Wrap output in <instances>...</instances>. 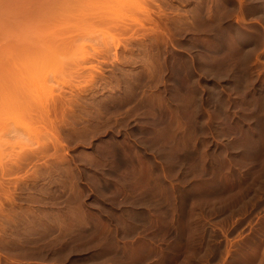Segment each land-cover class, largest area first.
<instances>
[{"label":"rangeland","instance_id":"obj_1","mask_svg":"<svg viewBox=\"0 0 264 264\" xmlns=\"http://www.w3.org/2000/svg\"><path fill=\"white\" fill-rule=\"evenodd\" d=\"M4 1L0 264H264V0Z\"/></svg>","mask_w":264,"mask_h":264},{"label":"bare ground","instance_id":"obj_2","mask_svg":"<svg viewBox=\"0 0 264 264\" xmlns=\"http://www.w3.org/2000/svg\"><path fill=\"white\" fill-rule=\"evenodd\" d=\"M5 1H6V0H5ZM5 1H4V2H5ZM8 1H10V0H7L6 2H8ZM40 1H41V0H40ZM44 1L46 2V0H44ZM44 1L40 2V4H41V3L43 4V5L41 4V5H42L41 8L44 6L45 9H44V8H43V9L46 11V5H47V6L51 9L50 5H52V3H51L50 1H49V2L47 1V3L44 5ZM51 1L54 2V0H51ZM57 1H58V2H57ZM59 1H62V2H59ZM66 1H67V2H66ZM74 1H75V0H74ZM6 2H5L4 4H6ZM27 2H28V1H27ZM55 2H56L58 5H60V6H62V5H63V6H67V5H64V4H67V3L69 2V0H65V1H63V0H55ZM63 2H64V3H63ZM65 2H66V3H65ZM71 2H72V1H71ZM71 2H69V3H71ZM13 3H14V2H13ZM32 3H33V2H32ZM48 3H49V4H48ZM56 3H53V5L56 6ZM69 3H68V4H69ZM74 3H75V2H74ZM9 4H10V3H9ZM23 4H24V3H23ZM30 4H31V3H30ZM33 4H34V3H33ZM61 4H62V5H61ZM76 4H78V2H77ZM7 5H8V4H7ZM14 5H15V4H14ZM53 5H52V7H54ZM73 5H74V4H73ZM11 6H12V5H11ZM20 6H21V5H20ZM22 6H23V5H22ZM24 6H25V5H24ZM30 6H31V5H30ZM32 6H33V5H32ZM38 6H39V4H38ZM77 6H78V5H77ZM7 7H8V6H7ZM26 7H27V6H26ZM67 7H68V6H67ZM69 7H70V5H69ZM71 7H72V3H71ZM75 7H76V6H75ZM0 8H1V7H0ZM10 8H11V7H10ZM10 8H9V9H10ZM20 8H21V7H20ZM49 8H47V10H48ZM54 8H55V7H54ZM58 8H59V6H58ZM65 8H66V7H65ZM72 8H74V7H72ZM6 9H8V8H6ZM28 9H29V7H28ZM32 9H33V8H31V10H32ZM50 9H49V10H50ZM52 9H53V8H52ZM62 9H63V8H62ZM67 9H68V8H67ZM67 9H65V10H67ZM3 10H4V9H3ZM11 10H12V9H11ZM17 10H18V9H17ZM17 10H16V8H15L14 11H17ZM31 10H29L30 12L27 11V13H30V16L28 15L27 17H28V18L30 17L31 19H32L33 17H35V15H36V16H40L42 13H44V10H42V13H41V10H40V14H39V10H38V14H39V15H38L37 12H36V10H35L34 16L31 17V16H32L31 13H33V11H31ZM53 10H54V9H53ZM59 10H60V8H59ZM59 10H58V11H59ZM1 11H2V10H0V13H1ZM4 11H5V10H4ZM4 11H3V12H4ZM21 11H22V10H21ZM23 11H24V10H23ZM58 11H57L56 13H62V12H63V11H62V12H58ZM68 11H69V9H68ZM71 11H72V10H71ZM3 12H2V13H3ZM12 12H13V11H12ZM17 12H18V11H17ZM24 12H25V11H24ZM50 12H52V10H51ZM64 12H65V11H64ZM15 13H16V12H15ZM20 13H22V12H20ZM27 13H26V14H27ZM46 13H47V11H46ZM48 13H49V11H48ZM65 13H69V14H71L70 11H69V12H65ZM5 14H7V13H5ZM9 14H10V13H9ZM22 14H23V13H22ZM51 14H55V13H51ZM69 14H68V15H69ZM7 15H8V14H7ZM10 15H11V14H10ZM23 15H24V14H23ZM55 15H56V14H55ZM55 15H54V16H55ZM61 15H64V14H61ZM65 15H66V14H65ZM8 16H9V15H8ZM11 16H12V15H11ZM14 16H15V15H13V17H14ZM18 16H19V15H18ZM20 16H22V15H20ZM49 16H50V15H49ZM51 16H52V15H51ZM57 16H59V14H57ZM71 16H73V15H71ZM0 17H1V15H0ZM15 17H16V16H15ZM23 17H24V16H23ZM46 17H48V16H46ZM52 17H53V16H52ZM17 18H18V17H17ZM17 18H16V19H17ZM24 18H25V17H24ZM38 18H39V17H38ZM38 18H37V21H38V22L41 21V20H40L41 18H39V19H38ZM50 18H51V17H50ZM50 18H49V19H50ZM56 18H57V19H55V20H58V17H56ZM62 18H63V17H62ZM62 18H61V19H62ZM64 18H65V16H64ZM5 19H6V20H7V19L9 20L10 18L5 17ZM5 19H4V16L1 18V20H5ZM18 19H20V18H18ZM33 19H34V18H33ZM43 19H44V18H43ZM51 19L53 20V18H51ZM67 19H68L67 21H69L70 18H67ZM1 20H0V21H1ZM14 20H15V19L11 20L10 22H9V21L7 22L8 27L11 26L12 28H14V25H15V24H14V25H12V24L9 25V24L12 23V22H15L16 25H17V22L20 21V20H15V21H14ZM23 20H24V19H23ZM26 20H28V19H26ZM29 20H30V19H29ZM65 20H66V19H65ZM16 21H17V22H16ZM35 21H36V20H35ZM46 21H47V20H46ZM49 21H50V20H49ZM27 22H28V21H27ZM51 22H52V21H50L49 24H50ZM53 22H54V20H53ZM55 22H56V21H55ZM70 22H72V21H70ZM18 23H22V22L20 21V22H18ZM3 24H5V23L3 22ZM30 24L32 25V23H30ZM35 24H36V23H35ZM40 24H41V23H40ZM42 24L45 25V22H43ZM56 24H57V23H56ZM61 24H62V23H61ZM38 25H39V24H38ZM44 25H43V26H44ZM46 25H47V24H46ZM46 25H45V27H46ZM50 25L52 26V23H51ZM50 25H48V26H50ZM63 25H64V24H63ZM0 26H1V25H0ZM17 26H19V25H17ZM17 26H16V27H17ZM40 26H42V25H40ZM55 26H56V25H55ZM58 26H59V25H58ZM60 26H61V25H60ZM69 26H70V24L68 25V27H69ZM11 27H10V28H11ZM37 27H38V26H37ZM61 27H62V26H61ZM71 27H72V26H71ZM10 28H9V29H10ZM12 28H11L10 30H8L7 27H5V29H7V30H4V28H3V30L5 31L4 34H3V30H1L2 32L0 31L3 35H5V36H4L5 39H4V38H1V37H0V38H1L3 41H5V43L8 42V43H6V45H5L4 42L1 43L2 40L0 41V43L4 45V47H2V46H1V47H2L4 50H6V52H7L8 50L5 49V47H7V46L9 45L10 40H11V43L14 44V45H12V44L10 43V45H12V47H13L14 49H15L14 46L17 45V42H15V41L17 40V39L15 38L16 36H15V37H11V35L9 34V33L11 32ZM27 28H28V27H27ZM38 28H39V27H38ZM43 28H44V27H43ZM55 28H57V27H55ZM65 28H66V27H65ZM0 29H1V28H0ZM17 29H18V31H21V30H19V29H22V27L17 28ZM17 29H16V30H17ZM46 29H47V27H46ZM16 30H14L15 32L13 31V32H11V33H17ZM22 30H23V29H22ZM24 30H25V29H24ZM38 30H40V29H38ZM59 30H61V28H60ZM65 30H66V29H65ZM6 31H7V32H6ZM27 31H28V30H27ZM41 31H42V30H41ZM45 32H46V31H45ZM61 32H62V31H61ZM5 33H8L7 35H10V36H6ZM18 33H20V32H18ZM21 33H22V32H21ZM58 33H59V32H58ZM0 35H1V34H0ZM13 35H14V34H13ZM19 36H20V35H19ZM12 38H13V40H12ZM14 38H15V41H14ZM8 39H10V40H8ZM7 40H8V41H7ZM18 40H19V37H18ZM18 40H17V41H18ZM13 41H14V43H13ZM18 42L20 43V41H18ZM15 43H16V44H15ZM19 43H18V44H19ZM25 43H26V44H25ZM25 43H24L25 45L28 44L27 42H25ZM48 43H49V42H48ZM54 43H55V42H54ZM7 44H8V45H7ZM22 44H23V43H22ZM24 44H23V45H24ZM52 44H53V43H52ZM20 45H21V43H20ZM20 45H19V46H20ZM12 47H7V48L10 49V50H12V51L14 52V51L17 49V46H16V49H15V50H13ZM25 47H26V46H25ZM2 48L0 49V53H1V54H0V57H1V59H2V58H3V59H2V60L0 59V65H2V62L4 63L3 60H8V58H10V56H11V54H12V53H8L10 50L7 52V54H6L5 51H4L5 53H3V49H2ZM11 48H12V49H11ZM19 48H20V47H19ZM26 48H28V46H27ZM19 50H22V47H21V49H19ZM25 50L27 51V49H25ZM12 51H10V52H12ZM26 51H25V53H26ZM15 52H17V50H16ZM20 52H21V51H20ZM23 52H24V51H23ZM23 52H22V53H23ZM25 53H23V54L25 55ZM4 54H5V56H3ZM8 54H9V55H8ZM23 54H22V55H23ZM1 55H2V56H1ZM6 55L9 56V57L7 58ZM12 56H14V55H12ZM15 57H17V56H15ZM15 57H14V58H15ZM37 58L39 59V57H37ZM40 58H41V57H40ZM10 59H11V58H10ZM12 59H13V58H12ZM23 59H24V58H23ZM25 59H26V58H25ZM11 61L13 62L14 60H11ZM18 61H19V60H18ZM5 62H6V61H5ZM17 63H18V62H17ZM8 64H10V62H8ZM5 65H7V64H5ZM13 65H14V64H13ZM15 66H16V65H15ZM0 67H1V66H0ZM8 68H9V67H8ZM8 68H7V69H8ZM12 68L14 69V67H12ZM1 69H3V68L1 67ZM4 69H5V68H4ZM9 70H11V69H9ZM0 71H1L0 73H2V70H0ZM3 71H4V70H3ZM6 72H7V71H6ZM3 73H4V72H3ZM3 73H2V74H3ZM10 73H11V72H10ZM4 75H5V74H4ZM3 77H4V76H3ZM3 77H2V75H0V78L3 79ZM8 78H10V76H9ZM2 79H0V80H2ZM9 80H11V79H9ZM1 82H2V81H1ZM1 82H0V83H1ZM4 84L6 85L7 83L4 82ZM2 85H3V84H2ZM8 85H9V84H8ZM10 85H11V83H10ZM18 85H19V84H18ZM0 87H2V86H0ZM7 87H8V86H7ZM10 88H11V86H10ZM13 88H14V87H13ZM2 89H3V88H2ZM0 90H1V89H0ZM5 90H6V92H7V89H5ZM8 90H9V89H8ZM10 90H11V89H10ZM2 91H3V90H2ZM9 92H10V91H9ZM7 93H8V92H7ZM9 94H10V93H9ZM52 106H53V105H52ZM52 106H51V107H52ZM55 106H56V105H55ZM47 109H48V108H47ZM52 109H53V108H52ZM54 110H55V109H54ZM48 111H49V110H48ZM44 114H45V113H44ZM46 116H47V115H46ZM47 118H48V117H47ZM53 118H54V117H53ZM45 121H46V120H45ZM54 121H55V120H54ZM47 122H48V121H46V123H47ZM42 123H43V122H42ZM48 123H49V122H48ZM46 125H47V124H46ZM21 159H22V158H21ZM17 163H18V162H17ZM214 203H215V202H214ZM225 204H226V203H225ZM214 205H215V204H214ZM227 205H228V204H227ZM221 206H222V205H221ZM223 207H225V206H223ZM223 207H222V208H223ZM216 208H217V207H216ZM225 208H226V207H225ZM227 208H229V207H227ZM223 209H224V208H223ZM223 209H222V210H223Z\"/></svg>","mask_w":264,"mask_h":264}]
</instances>
